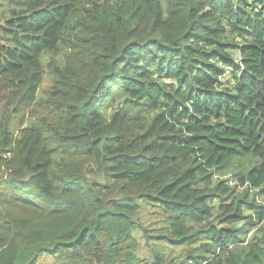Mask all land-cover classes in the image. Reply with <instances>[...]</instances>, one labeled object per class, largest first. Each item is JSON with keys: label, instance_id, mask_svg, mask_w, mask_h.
I'll return each instance as SVG.
<instances>
[{"label": "trees", "instance_id": "16d2710c", "mask_svg": "<svg viewBox=\"0 0 264 264\" xmlns=\"http://www.w3.org/2000/svg\"><path fill=\"white\" fill-rule=\"evenodd\" d=\"M5 1L0 264H264V0Z\"/></svg>", "mask_w": 264, "mask_h": 264}, {"label": "rangeland", "instance_id": "374dc122", "mask_svg": "<svg viewBox=\"0 0 264 264\" xmlns=\"http://www.w3.org/2000/svg\"><path fill=\"white\" fill-rule=\"evenodd\" d=\"M8 12V6H7V2L5 0H0V16L2 14H7ZM50 83V80L48 79V77L43 79V82L41 84V88H45L46 86H48ZM238 190H241V188H239ZM258 200L261 203H264V192L258 197ZM52 262V257L49 255H41L34 264H50Z\"/></svg>", "mask_w": 264, "mask_h": 264}]
</instances>
